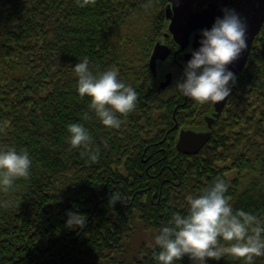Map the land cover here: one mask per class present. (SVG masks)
Masks as SVG:
<instances>
[{"label":"trees","instance_id":"obj_1","mask_svg":"<svg viewBox=\"0 0 264 264\" xmlns=\"http://www.w3.org/2000/svg\"><path fill=\"white\" fill-rule=\"evenodd\" d=\"M167 5L0 0V146L27 149L33 160L28 178L0 190V264H157L155 243L135 244L140 230L155 240L174 212L187 213V197L217 178L228 183L235 209L264 219V25L210 141L186 155L177 149L180 131L206 130L214 102L200 104L175 86L186 64L182 53L152 73L158 42L178 49L166 37ZM85 57L93 72L114 68L138 92L119 128H106L94 114L84 120L90 98L80 97L74 67ZM168 71L172 84L163 90ZM75 122L90 130L98 161L67 142ZM9 199L14 206H3ZM69 211L87 222L67 225Z\"/></svg>","mask_w":264,"mask_h":264},{"label":"clouds","instance_id":"obj_2","mask_svg":"<svg viewBox=\"0 0 264 264\" xmlns=\"http://www.w3.org/2000/svg\"><path fill=\"white\" fill-rule=\"evenodd\" d=\"M91 0H76L86 7ZM210 29L201 30L200 46L189 49L191 58L175 86L182 95L204 104L226 100L237 82L229 65L248 48L246 18L233 8L222 9ZM80 97L90 98L84 120L94 117L106 128H119L121 116L136 107L138 92L126 84L114 68L93 72L87 57L74 67ZM67 142L71 148H82V155L96 162L100 153L93 147L94 138L83 122L68 125ZM107 146V140L104 141ZM33 160L27 149L0 146V190L9 192L21 178L31 175ZM228 183L217 178L202 194L189 195L187 213L174 212L167 224L155 236L153 258L157 264H176L185 257L192 264L231 259L243 264H255L264 257V219L244 209H235L227 195ZM111 200H119L112 194ZM3 206L12 207L11 199ZM67 225L81 226L87 216L79 211L68 212Z\"/></svg>","mask_w":264,"mask_h":264},{"label":"water","instance_id":"obj_3","mask_svg":"<svg viewBox=\"0 0 264 264\" xmlns=\"http://www.w3.org/2000/svg\"><path fill=\"white\" fill-rule=\"evenodd\" d=\"M225 7L233 8L247 20L248 48L239 59L229 65V68L238 76L246 67L253 43L264 25V0H168L166 7L169 21L166 37L171 36L174 43L180 47L179 51L165 43L158 42L151 55L150 68L154 76L158 73L159 63H166L172 53L183 52L186 63L191 58L188 48L198 49L200 46L201 30L210 29L217 17L223 16ZM173 80V73L167 72L165 79L160 82L161 89H167ZM224 101L214 102V112L205 117L207 129H182L177 141V149L186 155L198 154L210 141L212 130L220 118L227 104Z\"/></svg>","mask_w":264,"mask_h":264},{"label":"rangeland","instance_id":"obj_4","mask_svg":"<svg viewBox=\"0 0 264 264\" xmlns=\"http://www.w3.org/2000/svg\"><path fill=\"white\" fill-rule=\"evenodd\" d=\"M139 243L140 245L141 244L150 245L152 243H155V240L152 239L151 234L147 230L141 229L135 241V244H139Z\"/></svg>","mask_w":264,"mask_h":264},{"label":"flooded vegetation","instance_id":"obj_5","mask_svg":"<svg viewBox=\"0 0 264 264\" xmlns=\"http://www.w3.org/2000/svg\"><path fill=\"white\" fill-rule=\"evenodd\" d=\"M177 46V45H176ZM178 47V49L176 50V51H179V49H180V47L179 46H177ZM190 48H188L186 51H188ZM176 51H174V52H176ZM178 53H182V58H183V52H177V55H178ZM212 114V113H211Z\"/></svg>","mask_w":264,"mask_h":264}]
</instances>
